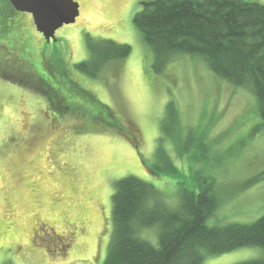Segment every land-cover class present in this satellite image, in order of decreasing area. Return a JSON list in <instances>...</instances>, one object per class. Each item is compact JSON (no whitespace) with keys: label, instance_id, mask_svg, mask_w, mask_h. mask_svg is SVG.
Here are the masks:
<instances>
[{"label":"rangeland","instance_id":"374dc122","mask_svg":"<svg viewBox=\"0 0 264 264\" xmlns=\"http://www.w3.org/2000/svg\"><path fill=\"white\" fill-rule=\"evenodd\" d=\"M74 1L80 15L57 31L55 42L38 33L29 14L14 12L7 20L39 73L48 77L55 63L73 71L89 59V42L110 40L131 54L105 66L97 80L77 73L78 88L61 77L63 113L50 109L34 86L8 81L9 73L24 77L25 67L0 65V264H103L115 184L128 177L152 184L173 207L182 184L213 181L221 205L211 227L262 218L264 181L254 180L264 172V122L253 93L217 77L196 55H180L156 73L154 55L134 24L143 2L154 0ZM171 103L179 121L173 130ZM161 146L178 168L174 177L148 170L160 164ZM144 232L158 246L157 233ZM263 258V249L243 248L203 264Z\"/></svg>","mask_w":264,"mask_h":264},{"label":"trees","instance_id":"16d2710c","mask_svg":"<svg viewBox=\"0 0 264 264\" xmlns=\"http://www.w3.org/2000/svg\"><path fill=\"white\" fill-rule=\"evenodd\" d=\"M14 12L9 0H0V65L5 69L10 64V70H15V64L25 67L24 77L18 72L9 73L8 81L25 89L34 86L49 108L61 113L64 111L59 106L65 101L61 77L78 88L77 73L97 80L105 66L131 54V48L110 40L89 42L87 62L77 64L73 71L55 63L48 72L51 75L46 77L33 65V55L23 37H16L7 21ZM134 24L154 55L156 73H162L180 55L199 56L217 77L253 93L264 122V5L242 0H154L143 2ZM17 26L20 30L25 28L22 22ZM89 96V100H95ZM167 113L173 130L179 122L175 104L171 103ZM114 128L123 131L118 124ZM170 128L166 129L167 134L172 132ZM158 155L160 164L148 169L152 175L174 177L179 173L165 147L158 148ZM262 181L264 172L254 183ZM214 188L213 181L199 178L190 186L182 184L178 204L173 207L160 190L141 179L128 177L116 182L112 196L113 232L103 264H203L207 257L243 248L264 250V216L253 224L208 225L221 205ZM145 230H152L153 238L157 233L158 246L152 245ZM241 264H264V258Z\"/></svg>","mask_w":264,"mask_h":264},{"label":"water","instance_id":"95a60500","mask_svg":"<svg viewBox=\"0 0 264 264\" xmlns=\"http://www.w3.org/2000/svg\"><path fill=\"white\" fill-rule=\"evenodd\" d=\"M17 13L32 16L34 25L47 42L57 41L56 33L65 25L74 24L80 6L74 0H9Z\"/></svg>","mask_w":264,"mask_h":264}]
</instances>
